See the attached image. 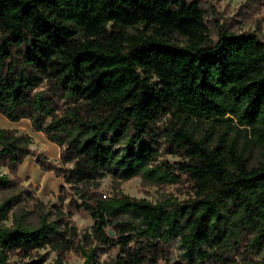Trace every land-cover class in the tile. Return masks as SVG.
Returning a JSON list of instances; mask_svg holds the SVG:
<instances>
[{
    "label": "trees",
    "instance_id": "trees-1",
    "mask_svg": "<svg viewBox=\"0 0 264 264\" xmlns=\"http://www.w3.org/2000/svg\"><path fill=\"white\" fill-rule=\"evenodd\" d=\"M220 19L204 0H0V113L7 120L27 119L45 133L71 179L109 172L186 184L189 198L180 203L84 198L97 221L138 219L143 231L125 253L131 264L165 258L176 236L189 264H234L240 250L264 256V162L248 169L226 133L211 145L208 135L197 139L170 118H228L264 146V41L228 32ZM108 23L143 30L108 52L74 39ZM170 29L187 44L163 39ZM21 142L0 130V168L13 172L29 155ZM160 154L176 160L158 161ZM10 187L0 172V189ZM10 209L9 201L0 204V223ZM64 236L45 216L35 228L20 216L0 227V264H41L38 251ZM78 249L82 264L95 263L93 251Z\"/></svg>",
    "mask_w": 264,
    "mask_h": 264
},
{
    "label": "rangeland",
    "instance_id": "rangeland-1",
    "mask_svg": "<svg viewBox=\"0 0 264 264\" xmlns=\"http://www.w3.org/2000/svg\"><path fill=\"white\" fill-rule=\"evenodd\" d=\"M204 1L216 10L228 32H252L264 41V1L261 4L254 0ZM142 30L141 26L108 23L95 32L77 31L74 39L80 45L108 52L115 44L122 43L126 36ZM163 39L178 46L187 44V38L175 29L166 32ZM170 118L193 132L197 139L208 135L211 145L218 135L226 133V138L234 140L237 149L248 159V169L264 162V146L253 142L248 128L238 126L228 118L205 122L180 113H174ZM0 130L11 131L20 137L21 146L29 151L13 172L6 167L0 168V172L12 182V187L0 189V204L9 201L11 206L0 227H10L14 220L23 216L24 224L35 228L40 218L45 216L65 235L62 241H54L38 251L37 258L42 256L44 260L41 264H82L79 247L95 253L94 264H131L125 253L134 246L135 238L143 231L138 219L122 214L116 220L97 221L84 208V198L91 202V199L127 196L151 204L180 203L189 198L185 183L180 187L160 186L141 174L121 179L105 172L88 182L71 179L67 176L71 166L60 162L59 146L50 142L45 133L34 129L29 120L11 122L0 113ZM157 160L175 161L176 158L160 154ZM240 251L234 255V264H245V257L250 259V264H264L261 253L253 251L244 255ZM183 253L180 236H176L165 258L155 264H189Z\"/></svg>",
    "mask_w": 264,
    "mask_h": 264
}]
</instances>
